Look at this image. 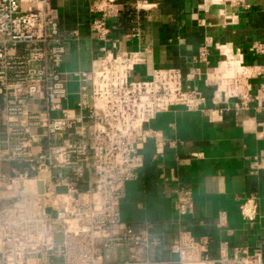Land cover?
<instances>
[{"label": "built area", "instance_id": "1", "mask_svg": "<svg viewBox=\"0 0 264 264\" xmlns=\"http://www.w3.org/2000/svg\"><path fill=\"white\" fill-rule=\"evenodd\" d=\"M206 1L219 3L224 17L226 7L253 8L252 0ZM135 8L151 6L143 1ZM121 11L118 0H93L97 65L66 72L67 32L51 0H0V264H264L260 248L212 259L208 237L184 231L165 246L152 225L135 229L123 221L126 184L144 168L145 144L158 141L151 123L174 108L210 116L215 109L195 86L200 71L184 77L176 68L155 69L149 79L134 80L145 59L119 51L111 23ZM249 53L264 59V42ZM209 56L202 47L197 61L208 65ZM228 60L232 72L208 80L216 110L238 116L256 104L264 115V83L253 96L241 75L242 55ZM175 195L181 224L194 214L193 192L180 186ZM258 209L256 196L239 207L248 223ZM227 224L220 214L217 228ZM164 246L168 257H154Z\"/></svg>", "mask_w": 264, "mask_h": 264}, {"label": "crops", "instance_id": "2", "mask_svg": "<svg viewBox=\"0 0 264 264\" xmlns=\"http://www.w3.org/2000/svg\"><path fill=\"white\" fill-rule=\"evenodd\" d=\"M143 1L151 8L138 12L135 5ZM92 2L51 0L60 15V28L67 32L66 72H90L97 65L98 44L90 27ZM118 2L121 16L111 25L119 51L141 52L145 59L134 80L149 79L155 69L176 68L184 77L200 71L195 86L206 97L207 107L215 109L210 116L174 108L151 123L158 141L145 144L144 168L136 181L126 184L123 221L135 229L152 225L153 234L165 246L184 231L208 237L212 259L232 256L240 248L264 252V115L256 112V104L238 116L220 114L214 86L208 82L221 71L232 72L228 59L242 55L241 75L247 90L257 95L264 83V59L251 55L249 49L254 42H264V0H252L248 11L226 7L227 17L221 16L219 3L206 0ZM74 32L76 36L71 35ZM133 32L138 36L129 37ZM202 47L208 48V65L197 61ZM180 186L192 190L195 209L189 220L177 224L175 190ZM251 196L259 200L254 223L246 222L239 210ZM220 214L227 216L223 229L217 228ZM165 246L153 251L154 257H168Z\"/></svg>", "mask_w": 264, "mask_h": 264}, {"label": "rangeland", "instance_id": "3", "mask_svg": "<svg viewBox=\"0 0 264 264\" xmlns=\"http://www.w3.org/2000/svg\"><path fill=\"white\" fill-rule=\"evenodd\" d=\"M77 90H78V85L77 84L70 86V91L71 92L76 93Z\"/></svg>", "mask_w": 264, "mask_h": 264}, {"label": "bare ground", "instance_id": "4", "mask_svg": "<svg viewBox=\"0 0 264 264\" xmlns=\"http://www.w3.org/2000/svg\"><path fill=\"white\" fill-rule=\"evenodd\" d=\"M230 73V72H229Z\"/></svg>", "mask_w": 264, "mask_h": 264}]
</instances>
